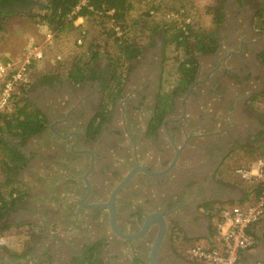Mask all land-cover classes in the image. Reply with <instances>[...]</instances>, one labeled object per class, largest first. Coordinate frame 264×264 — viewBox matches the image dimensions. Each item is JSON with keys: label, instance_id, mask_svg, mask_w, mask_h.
<instances>
[{"label": "flooded vegetation", "instance_id": "af4514ba", "mask_svg": "<svg viewBox=\"0 0 264 264\" xmlns=\"http://www.w3.org/2000/svg\"><path fill=\"white\" fill-rule=\"evenodd\" d=\"M250 2L219 0L215 46L192 49L195 61L185 70L194 74L184 88L183 60L176 79L163 86L168 43L157 39L140 43L122 70L99 58L78 83L49 69L30 80L27 103L47 119L35 135L48 136L52 150L35 152L34 161L74 167V201L51 205L45 219L26 224L18 264H84L96 249L100 264H152L161 231L157 264H199L187 254L180 228L194 221L200 233L207 224L212 229L207 210L218 205L220 172L235 173L237 154L264 145L257 105L264 95V21L258 24ZM40 3L0 0V18ZM113 216L126 233L139 232L146 220L148 230L123 238Z\"/></svg>", "mask_w": 264, "mask_h": 264}, {"label": "crops", "instance_id": "0c3cea01", "mask_svg": "<svg viewBox=\"0 0 264 264\" xmlns=\"http://www.w3.org/2000/svg\"><path fill=\"white\" fill-rule=\"evenodd\" d=\"M43 67L44 63L39 61L37 72H41L40 74L45 73L47 69H43ZM27 78L30 79V75ZM28 82L29 80L26 83ZM23 85L17 87L16 92L17 94L19 93V97L25 93H22V90L26 89ZM74 131L77 130L75 129ZM2 135L8 148H5L4 153L0 151V197L6 202L8 209L0 223L4 239L3 243H0V264H18L16 252H18L20 247L19 242H21V239L23 240L27 231L26 224L38 219H41V221L45 219L46 208L51 205L58 206L60 203L65 205L74 201L73 189L69 188V184L72 187L74 186L73 170L75 168L70 166L66 169L65 166L56 165L55 168L52 165H45L40 160L34 161L35 152L48 153L52 151L50 149V140H47L48 136L46 135L32 134L22 137L5 129ZM59 149L63 152V147ZM73 149L72 151L74 152L76 148ZM64 152L70 153L67 158L73 161L74 153L68 149ZM3 161H6L5 164ZM228 162H230L228 163L230 165L231 160H228ZM2 163L6 169L8 164L11 166L9 168L11 170L9 171V176L13 182L8 185L4 182L6 174L2 171ZM54 173L63 175V177L58 178ZM65 176L68 179H65L67 178ZM237 177L238 179H235L233 172L225 169V167L220 172V188L218 187L220 189V199L217 203L218 205L212 211L211 209L207 210V215L209 214L210 217H213L214 223L219 209L221 210L224 206L232 203L249 202L250 198L256 194L254 186L257 181L245 185L246 180L243 182L242 178ZM64 183H67L68 191H66ZM248 193L250 194L247 195ZM65 206L68 207V205ZM26 219L29 220L25 221ZM207 225L206 229L203 228V231L201 230L204 233H200L198 230L199 226L192 221L180 228L181 234L179 233V235L187 234L184 236L190 245L200 243L204 246H211L217 240V237L215 227L207 230ZM36 227L39 230V235H43L44 231L41 233V226ZM252 232L255 244L243 252L241 260L246 264H264V216L255 223Z\"/></svg>", "mask_w": 264, "mask_h": 264}, {"label": "rangeland", "instance_id": "374dc122", "mask_svg": "<svg viewBox=\"0 0 264 264\" xmlns=\"http://www.w3.org/2000/svg\"><path fill=\"white\" fill-rule=\"evenodd\" d=\"M134 7L129 12L128 23L131 27L127 29V34L131 38L135 39L137 42L142 44H152L155 39L157 41L166 42L167 45V61L165 64V74L163 75V86L167 87L171 80L176 79L178 76V63L184 59V53L181 48L176 47L177 43L173 44L169 41L170 36L167 31H165V26L162 25L166 21L167 26L178 25L181 26V22L175 17L168 18L167 13L170 12H186L187 18H189V24L191 28L199 31H210L216 27L215 19L213 14L207 9L211 5L219 3V0H132ZM221 1V0H220ZM253 10L251 14L258 13L260 10L263 11L264 15V0H252ZM41 2V0H40ZM42 3V2H41ZM40 3V4H41ZM174 9V10H173ZM151 11H154L152 14ZM38 8L34 6L30 13H37ZM257 13V15H258ZM142 15L143 18L138 21L137 17ZM180 20L185 19L184 16L176 14ZM3 15L0 18L2 25L4 26L3 31L0 30V62L6 61L9 58L17 59L22 54L23 50L32 47L35 44H42L45 47V55L39 60L44 63L43 69L52 70L57 66L55 70H62L61 62L66 63L71 60L75 55L80 56L85 50L90 42L96 41L103 47L104 50L116 54V46L113 42V37L108 36L103 29V25H100L97 19L101 16H97L94 19L84 18L82 23L78 24V27L74 30L65 31L59 34H55L48 30L46 25L39 20V17L33 20L28 16L23 15H12L10 17ZM38 20L39 22H37ZM137 22L135 23V21ZM143 20L147 21V26L143 27ZM258 24L261 23L262 19L257 17ZM106 26L111 27V22L106 20ZM130 26V25H129ZM116 36H122L123 31L118 30ZM85 31V34L82 32ZM84 35L82 43H78V39L82 38ZM50 35V36H49ZM165 42V43H166ZM166 48V47H165ZM110 53V54H111ZM102 58H106L103 56ZM39 61L31 65L32 68L29 70L28 76L30 75V80L39 75L41 72H37ZM108 62V61H107ZM128 64L119 65L117 68L122 70L123 67L126 68ZM46 67V68H45ZM123 68V69H125ZM42 69V70H43ZM48 70V71H49ZM54 70V71H55ZM39 71V70H38ZM41 71V70H40ZM120 79H123V75L120 74ZM29 82L25 83L23 87L26 89L29 87ZM13 96L11 104L2 113L11 114L16 110L17 104L22 105L20 101L19 93H15ZM258 107L264 112V95L258 101ZM1 114V115H2ZM264 115V114H263ZM3 116H0L1 119ZM256 157V163H264V149L259 150L258 153L252 154L251 152H241L235 156L233 161L236 163L235 168L248 167L251 163L247 160ZM232 161V159H231ZM234 163V162H233ZM234 178L238 179V175L233 173ZM243 182L246 180L245 185L255 182V179L242 178ZM241 180V179H240ZM252 184V183H251ZM18 240V239H17ZM19 241V240H18Z\"/></svg>", "mask_w": 264, "mask_h": 264}, {"label": "trees", "instance_id": "16d2710c", "mask_svg": "<svg viewBox=\"0 0 264 264\" xmlns=\"http://www.w3.org/2000/svg\"><path fill=\"white\" fill-rule=\"evenodd\" d=\"M41 2L42 3L37 7V13L13 12L10 14H5V17H10L12 15H25L30 17L32 20L39 17V20L46 25L49 31L55 34H59L65 31L76 29L78 25H76L75 22L78 17L94 19L97 16H101L96 21H98L100 25H103V29L108 36L113 37V42L116 46L117 53L112 54L111 52L104 50L101 44L94 40L89 43L85 52H83L80 56L75 55L66 63L61 62L62 66H60L59 63V67H62L63 69L60 70L59 68V70H55L58 68L56 66L53 71L55 70L57 74H60L61 76H68L75 83H78L83 79V76L86 72V67L88 65H91L95 60L102 58L103 56H106L107 59L111 60L112 64L117 68V66L119 65L130 64L140 53V43L131 38V36H129L126 32L127 29L131 27V24L128 23V15L134 7L132 0H88L86 4H82L81 0H41ZM207 9L213 14L216 24L221 22L223 16L221 5L219 6L216 3L215 5L209 6ZM182 15L184 17H187L185 11ZM258 16L262 19V21H264L262 10L259 11L257 17ZM142 18L143 16L139 15L137 17V20L140 21ZM106 20H109L111 22V27L106 26ZM137 20L135 21V23L137 22ZM2 21L3 20L0 21V30L3 31L4 26L2 25ZM36 21L39 22L38 20ZM146 22V20L145 22L143 20L142 25L144 28L145 26H147ZM166 24V21L162 23V25L166 27L165 31L169 33V41L172 44L173 42L177 43V46L181 48L184 53V59L183 62H181L180 66V69L184 74L181 80V86L184 88L194 74L193 72L189 73L185 70L187 63H193L195 61L194 54H191L190 52L196 45L207 47L209 48V51L213 50L215 46V30L199 31L192 29L191 24H185V29L178 25L169 27ZM115 27L118 28V30L123 31L122 36H116L118 31L115 30ZM81 39L83 40V37ZM188 54L190 56H188ZM32 64H34V62ZM1 86L2 82H0V87ZM27 90L28 89H23L22 93H26ZM25 93L20 97L22 105L17 104L16 110L13 113H5L4 116L2 114V119L0 117L1 153H4L6 147L8 148V145L5 143L2 135L4 129L14 133L15 135L25 137L38 133L43 128H45L47 122L45 115H43L42 112L32 109V107L30 108V105L27 103V100L25 98ZM15 95L16 94H14V96ZM262 149H264V145L257 150L249 147L245 148V150L252 152H256ZM256 160L259 161V159H257L256 157H253L248 161V163H253ZM262 164L264 166V163ZM10 167L11 166H9L8 164L6 169L5 165H3L2 163V171H4V173L6 174L4 182L7 185L13 182L11 181V178L9 176V171H11L9 170ZM262 187V182H257L255 184V195H258L260 193ZM249 194L250 193H248L247 195ZM7 209L8 208L6 206V202L3 200V205L0 207V223L1 220H3ZM0 228L2 229L1 225ZM95 252L97 253V249L95 250ZM95 252L93 251L91 255L87 257L84 264H100Z\"/></svg>", "mask_w": 264, "mask_h": 264}, {"label": "built area", "instance_id": "2783aa9c", "mask_svg": "<svg viewBox=\"0 0 264 264\" xmlns=\"http://www.w3.org/2000/svg\"><path fill=\"white\" fill-rule=\"evenodd\" d=\"M87 1L81 0V3L86 4ZM151 13L153 14L154 11ZM174 13H167L168 18L175 17L185 29V24H189V18L184 17L185 19L180 20L176 14L182 15L183 12ZM82 21V17H78L75 23L78 25ZM82 33L85 34V31ZM78 43H82L81 38L78 39ZM44 55L45 47L38 43L23 50L19 58H9L0 62V82H2L0 116L10 106L17 87L27 82L32 63L41 60ZM235 173L240 178H252L262 182L263 187L258 195L250 198L249 202L232 203L219 209L214 224L217 240L211 246L195 243L187 249V254L200 264H246L242 262L241 255L255 244L252 230L255 223L264 216V166L262 163L253 162L248 167L235 168ZM2 205L3 200L0 197V207ZM1 230L0 228V243H3Z\"/></svg>", "mask_w": 264, "mask_h": 264}, {"label": "water", "instance_id": "95a60500", "mask_svg": "<svg viewBox=\"0 0 264 264\" xmlns=\"http://www.w3.org/2000/svg\"><path fill=\"white\" fill-rule=\"evenodd\" d=\"M112 228L113 230L121 237L123 238H132V239H136L140 236H142L144 233H146V231L148 230V226H149V220H146L144 224H142V228L140 229L139 232H135V233H126L124 232L119 226L118 224L115 222V218L114 216L112 217ZM163 230V228H162ZM163 231H161L159 233V236L156 238V241L153 245V248H152V253H151V263L152 264H157V261H156V257H157V252H158V249H159V245H160V242H161V237H160V234H162Z\"/></svg>", "mask_w": 264, "mask_h": 264}, {"label": "clouds", "instance_id": "9594fccd", "mask_svg": "<svg viewBox=\"0 0 264 264\" xmlns=\"http://www.w3.org/2000/svg\"><path fill=\"white\" fill-rule=\"evenodd\" d=\"M83 18V17H82Z\"/></svg>", "mask_w": 264, "mask_h": 264}]
</instances>
